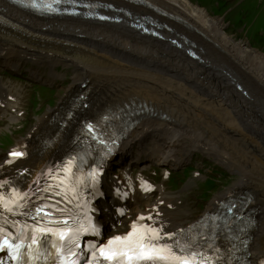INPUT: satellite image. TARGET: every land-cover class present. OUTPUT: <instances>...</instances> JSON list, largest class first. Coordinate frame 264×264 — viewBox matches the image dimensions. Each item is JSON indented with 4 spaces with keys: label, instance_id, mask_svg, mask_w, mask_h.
<instances>
[{
    "label": "bare ground",
    "instance_id": "1",
    "mask_svg": "<svg viewBox=\"0 0 264 264\" xmlns=\"http://www.w3.org/2000/svg\"><path fill=\"white\" fill-rule=\"evenodd\" d=\"M105 1L123 11H107L121 17V22L98 21L85 15L47 19L0 0V57L15 68L27 57L34 63L47 61L53 69L59 64L74 66L75 77L69 86L72 94L85 91L87 95L79 104L76 112L79 116L80 110L85 116L98 117L108 105L113 104L115 108L125 105L127 116L135 120L134 128L119 150L121 158L128 162L142 156L146 161L178 166L190 158L189 153L194 149L215 157L228 169L240 170L241 178L227 190L228 195L225 193L216 199H226L231 193L245 190L253 197L250 206L255 207L256 223L250 231L247 255L258 262L264 255L263 173L246 168L256 165L253 159L264 166V53L246 45L242 39L234 40L222 19L211 16L191 0ZM131 16L147 24L159 23L149 30H160L164 38L143 34L141 29L130 25L135 21ZM202 19L216 33L205 27ZM164 24L171 29L164 28ZM178 36L182 47L170 40ZM193 44L204 61L193 59L185 52L193 48ZM172 60H177L180 67V75L174 76L179 79L181 89L183 84V90L177 92L180 110L167 108L162 100L150 96L157 78L149 71H158L161 65ZM218 65H223L226 72H215L214 67ZM135 67H142L141 71H135L136 77L121 74ZM109 84L137 88L129 92L110 91ZM237 85H241L242 91ZM7 86L0 82V95L7 92L19 97L10 87L7 90ZM67 106L65 104L63 109ZM56 111L49 110L47 117L36 124L37 129L29 141L32 146L36 147L42 132L50 128L59 133L61 146L73 135L75 127L60 130L50 121ZM191 122L201 123L199 129L205 132L213 128L216 139H234L240 143V148L235 153L225 144L217 147L204 136L197 135ZM135 145L139 148H134ZM57 149L56 141L50 146L40 144L39 147L43 156ZM162 196L170 202L174 199L166 192ZM217 207L214 201L207 211ZM164 218L172 226L182 225L183 218L176 211H164Z\"/></svg>",
    "mask_w": 264,
    "mask_h": 264
},
{
    "label": "rangeland",
    "instance_id": "2",
    "mask_svg": "<svg viewBox=\"0 0 264 264\" xmlns=\"http://www.w3.org/2000/svg\"><path fill=\"white\" fill-rule=\"evenodd\" d=\"M226 1H227L226 4L229 7L230 11L233 10L227 19L229 20L231 25L228 22H226L227 23L226 28L229 35H231L236 41L241 39L244 40V42H247L249 46L252 45L253 41H259L257 35L264 34V0H203L208 11L212 12L210 14H214V11L218 10L217 9L218 6L222 3L224 4V2ZM192 2L198 3V0H192ZM195 15L197 14L195 13ZM204 22H205V27L208 26L209 30L214 31V29L209 23H207L206 21ZM246 26L247 29L246 31H244V28ZM200 59L201 61H204L203 57L201 56ZM21 63H22L21 66L18 67L17 74H23L25 78H22L23 81L14 80L12 82L14 85H16L15 87L18 89L17 91L24 96H25V91L33 92V90H27L23 88L29 86L27 82H29L30 80L33 82L38 81L41 83H46L48 85L54 86L57 89L58 94L61 96L64 92L67 91V89L72 84L73 79L75 77L74 66L64 67L63 65L59 64L55 68V70L59 69L58 72L59 75L51 78L50 72L52 71V68H50V64L47 61H40L39 63H34L29 59H24L22 60ZM6 66L7 64L3 61L2 58H0V71H3V69L6 68ZM139 68L140 67L131 68L125 72H121V74L136 77L135 71H139V70L141 71L142 69V67L141 69ZM91 70L94 71L96 69H91ZM160 70H164V71L160 72ZM179 70L180 67L178 61L172 60L170 62L161 65L158 68V71L155 70L149 71V73L152 76H156L157 80H160V81L157 80L154 81L153 83L154 87L150 96L154 99L159 98L157 99L159 101L162 100L164 102L163 105L165 107L176 110H180V99L177 96V92L183 90V84L181 89V84L178 82L179 79L174 76V75H180ZM37 71L39 72V76L35 78L34 75L36 74L34 73ZM214 71L225 73L226 68L223 65H218L214 67ZM106 74H111V73L107 72ZM40 77L42 79H40ZM136 88H137L136 86H126V85H122L119 87L116 84H109L108 86V89L110 91L119 90V91L129 92L135 90ZM245 96L249 97L247 93ZM58 100H59V96L57 97V101ZM33 102H36L35 98H33ZM26 106H27V110L31 108V101L27 97H26ZM59 106L60 105L57 104L56 108H58ZM260 108H263V106H260ZM49 109L50 108L47 107L46 109H43V111L41 112L36 113L35 111L33 114H31V116H29V120L31 119V121L27 125V130L30 127V123L32 124L35 121V117L33 116L34 114L35 116H40V115L42 116V114L45 111H49ZM219 112L222 114L221 111ZM0 116L2 117V115ZM200 124L197 125L191 122V126H193L194 131L196 132L197 135L204 136L219 148L224 147L226 145L230 150L237 153V150L240 148V143L236 142L234 139L229 137H221L219 139H216V135L212 127H211L212 128L211 131L205 132L204 130L199 129ZM7 127L8 125L0 120L1 130L9 132L7 134L8 137L11 139L12 143L19 141L22 137L25 136V133L27 131L22 129L21 132L12 134V132ZM13 128H15V132L20 130L19 125L17 124H15ZM134 148L138 149L139 145H135ZM189 154H191L190 158H188L187 161H185L184 164L181 165L180 171L178 172L181 178L185 179V175H187V182L184 181L181 183V181H178L177 185H180L179 190L178 191L170 190V192L176 193L173 202L175 203L176 207H180V210H178L181 211L179 212L180 215H184L183 213H187V214H191V216L190 217L187 216V218H193V217H197L200 213L206 211L209 208L210 204L214 201L216 202L217 200L216 198L220 197L222 194L226 193L228 195L227 190L231 188L234 185V183L241 178V174H240V170L239 172H237L235 170H231L230 168L228 169L225 165L219 162L220 160L216 159L215 157L203 151L193 149ZM253 161L256 165L252 167H247L246 169L252 170L251 172L257 170L263 173L262 182H264V166H262L255 159H253ZM186 167L189 168L185 170L184 168ZM190 169L192 171L201 170L202 176L199 178H193L192 176L195 175H193L194 173ZM218 170H226L228 172L227 173L228 175L222 176L221 174H219L220 172H217ZM208 177L216 178L218 180V186L220 187L221 185L222 188L219 192H215L210 197V199L207 200L201 197V194L202 192L209 191L203 189L202 186L204 180H206ZM158 182L159 184H161L164 183V180L161 179Z\"/></svg>",
    "mask_w": 264,
    "mask_h": 264
},
{
    "label": "snow or ice",
    "instance_id": "3",
    "mask_svg": "<svg viewBox=\"0 0 264 264\" xmlns=\"http://www.w3.org/2000/svg\"><path fill=\"white\" fill-rule=\"evenodd\" d=\"M11 155L22 156L23 153L13 152ZM39 211L40 209H37V212ZM141 219L144 218L141 217ZM141 227L144 230L137 233L136 225L133 224V231L127 236H117L113 240H110L107 246H101L98 250L100 255L105 260L111 261L112 264H124L125 260L128 264H138V262H144V264H206V261L210 259L205 257L202 252L191 250V245L188 243L181 246L177 242L175 248L171 245L156 244L153 241L161 239L159 236L160 230L147 226ZM37 231L52 232L53 229L40 228ZM70 231V228L64 229L59 231L58 235L61 239H65L67 233ZM73 241L76 247L80 246L78 234L73 237ZM36 243L37 240L33 238L32 243L27 246L29 256H32V245ZM22 247L23 241L18 244H13L8 238L0 241V251H4L7 248L13 259L16 260L22 259L23 253L20 251ZM68 254L72 256L77 255L74 249H69ZM91 255L95 257L96 252H92ZM71 264H77V262L73 260Z\"/></svg>",
    "mask_w": 264,
    "mask_h": 264
},
{
    "label": "trees",
    "instance_id": "4",
    "mask_svg": "<svg viewBox=\"0 0 264 264\" xmlns=\"http://www.w3.org/2000/svg\"><path fill=\"white\" fill-rule=\"evenodd\" d=\"M212 184H214V183H212Z\"/></svg>",
    "mask_w": 264,
    "mask_h": 264
}]
</instances>
